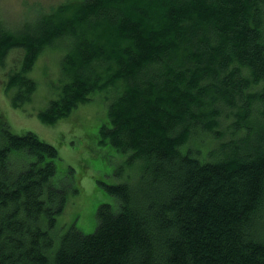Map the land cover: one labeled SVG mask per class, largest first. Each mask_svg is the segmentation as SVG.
Here are the masks:
<instances>
[{
    "label": "trees",
    "instance_id": "obj_1",
    "mask_svg": "<svg viewBox=\"0 0 264 264\" xmlns=\"http://www.w3.org/2000/svg\"><path fill=\"white\" fill-rule=\"evenodd\" d=\"M50 47L64 52L60 85L40 120L109 90L98 143L138 181L101 182L112 201L95 232L58 239V149L0 128V264H264V0H83L16 28L0 19L14 108L36 101Z\"/></svg>",
    "mask_w": 264,
    "mask_h": 264
},
{
    "label": "rangeland",
    "instance_id": "obj_2",
    "mask_svg": "<svg viewBox=\"0 0 264 264\" xmlns=\"http://www.w3.org/2000/svg\"><path fill=\"white\" fill-rule=\"evenodd\" d=\"M80 1L83 0H0V19L16 28L39 10L50 11L63 3ZM39 20L36 18L32 23ZM13 54L8 60L9 66L16 62L19 65L23 56L21 52ZM63 54L59 47H50L40 56L31 73L39 84L36 101L24 104L23 109L13 107L11 95L6 90V69L0 68V128L7 127L15 135L32 132L59 151L60 161L53 182L66 192L67 204L57 217L54 233L58 239L72 228L85 234L95 232L100 204L112 201L101 182L115 185L138 181L135 171L123 160L125 153L108 142L98 143L101 126L111 127L108 108L112 94L109 90L96 95L91 102L81 105L54 125L40 120L38 113L59 92ZM259 218V233L264 238V211Z\"/></svg>",
    "mask_w": 264,
    "mask_h": 264
},
{
    "label": "bare ground",
    "instance_id": "obj_3",
    "mask_svg": "<svg viewBox=\"0 0 264 264\" xmlns=\"http://www.w3.org/2000/svg\"><path fill=\"white\" fill-rule=\"evenodd\" d=\"M75 3V2H74ZM65 5V4H64ZM59 6V5H58Z\"/></svg>",
    "mask_w": 264,
    "mask_h": 264
}]
</instances>
